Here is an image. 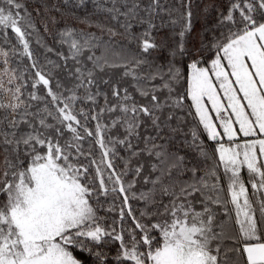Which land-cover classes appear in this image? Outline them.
<instances>
[{
    "label": "snow or ice",
    "instance_id": "6c2138e0",
    "mask_svg": "<svg viewBox=\"0 0 264 264\" xmlns=\"http://www.w3.org/2000/svg\"><path fill=\"white\" fill-rule=\"evenodd\" d=\"M0 264H264V0H0Z\"/></svg>",
    "mask_w": 264,
    "mask_h": 264
}]
</instances>
